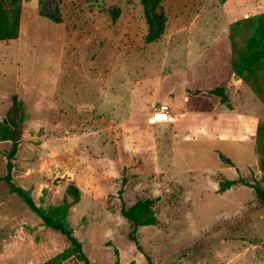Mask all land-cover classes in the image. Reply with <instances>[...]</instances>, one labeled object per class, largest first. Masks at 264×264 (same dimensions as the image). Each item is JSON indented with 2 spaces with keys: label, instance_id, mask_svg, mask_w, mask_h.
I'll return each instance as SVG.
<instances>
[{
  "label": "rangeland",
  "instance_id": "obj_1",
  "mask_svg": "<svg viewBox=\"0 0 264 264\" xmlns=\"http://www.w3.org/2000/svg\"><path fill=\"white\" fill-rule=\"evenodd\" d=\"M262 14L264 0H23L19 38L0 42V264H85L58 259L67 236L13 186L58 211L92 264H264V69L235 68ZM218 87L260 114L248 168L242 143L211 142L193 119L149 123L160 108L225 111ZM147 201L157 223L135 230L122 209Z\"/></svg>",
  "mask_w": 264,
  "mask_h": 264
},
{
  "label": "trees",
  "instance_id": "obj_2",
  "mask_svg": "<svg viewBox=\"0 0 264 264\" xmlns=\"http://www.w3.org/2000/svg\"><path fill=\"white\" fill-rule=\"evenodd\" d=\"M222 1L225 2V0ZM22 3L23 0H0V42L13 41L19 38ZM153 9H158V4H156ZM244 27L247 31L254 29L253 34L251 35L250 42L251 45L255 47V50H251L248 56H240L237 62H235V68L239 77H243L244 75L254 76L259 71L264 69V14L247 19L244 23ZM254 90L259 95L260 93L264 94V88L258 89L257 87H255ZM209 95H212L219 99L220 103L227 108H231L230 98L228 97L225 88L218 87L215 90L210 91ZM16 109L22 110V104L17 99H15L14 101L12 111ZM19 121L21 122V119ZM9 123L14 128V134L11 138V140L13 141V149L7 164L8 174L4 178V180L11 183V160L15 155L19 144V139L16 133L19 124L16 119H10ZM221 190L224 191L225 189L221 188ZM13 191L21 199H23L30 210H32L37 216L42 219L43 223L47 227L57 231H61L64 235L67 236L70 242V246L61 255H59L58 259L60 261H66L72 257H77L85 264H92L84 254L82 244L73 235V232L69 230L65 225L57 222L59 218L58 211L44 212L36 206L31 195L21 187L13 186ZM255 191L257 198L264 201V190L257 187L255 188ZM67 194L73 199V202L66 206V209L69 210L71 206L77 205L80 202L81 191L78 187L71 185L67 189ZM121 213L124 218H126L133 224L135 230H137L139 227L155 226L157 223L152 207V202L150 201L143 203L138 202L128 210L123 208Z\"/></svg>",
  "mask_w": 264,
  "mask_h": 264
},
{
  "label": "crops",
  "instance_id": "obj_3",
  "mask_svg": "<svg viewBox=\"0 0 264 264\" xmlns=\"http://www.w3.org/2000/svg\"><path fill=\"white\" fill-rule=\"evenodd\" d=\"M240 91L241 90H239V92ZM219 106L215 107L210 112L171 114L173 118L172 122L177 123L178 125H183V128H186L193 125L191 123V120L193 119V121H195L194 126L197 128L196 131H199L201 135L207 137L211 142H216L217 140L228 142L232 140V142L242 143L243 147L251 152L252 161L245 166L248 168V165H252L256 161L253 135L256 133V122L259 120L258 116L260 114H256V112L248 113L241 108L237 109L234 103L233 107H226L225 111H219ZM230 122L236 124V126L232 125V128H230L228 126ZM186 129H183V131H186ZM183 131L181 130V132ZM225 138L227 140H225Z\"/></svg>",
  "mask_w": 264,
  "mask_h": 264
},
{
  "label": "built area",
  "instance_id": "obj_4",
  "mask_svg": "<svg viewBox=\"0 0 264 264\" xmlns=\"http://www.w3.org/2000/svg\"><path fill=\"white\" fill-rule=\"evenodd\" d=\"M172 121V115L167 110V108H160L155 110L149 118V123L151 125H157L160 123H171Z\"/></svg>",
  "mask_w": 264,
  "mask_h": 264
}]
</instances>
